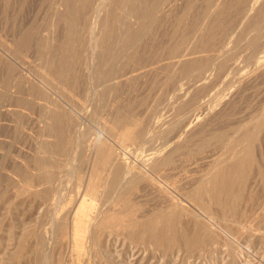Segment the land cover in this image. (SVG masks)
Masks as SVG:
<instances>
[{
	"label": "rangeland",
	"instance_id": "rangeland-1",
	"mask_svg": "<svg viewBox=\"0 0 264 264\" xmlns=\"http://www.w3.org/2000/svg\"><path fill=\"white\" fill-rule=\"evenodd\" d=\"M216 1L166 0L164 2L163 0H104L103 3L106 2V4H103L102 0H0V264H259V262L260 264H264V212L262 211L264 209V198L262 199L261 197L264 193V191L262 193V190H264V127H262L264 126V119H261L264 118V68H262V65L257 64L258 54H256L260 52L259 49H261V51L264 50V43H262V41H264V30H262L261 33V29H259L262 27V29H264V0H261L257 6L254 5V0L253 2L252 0ZM142 2H144V4ZM169 3H171V5L173 4V6ZM100 4H103L104 8H102L103 5L100 6ZM83 5L84 7H82ZM149 5L152 6L150 7ZM260 6L262 7L259 8ZM93 8L94 10H92ZM169 8H171V11ZM257 8L260 11L257 10ZM95 9H100L101 13ZM143 9L146 10L142 11ZM168 9L170 12L167 11ZM92 11L94 13L96 11V16ZM250 11H252L251 15H249ZM97 12L100 13L99 16H97ZM259 13H261L262 17ZM87 14L88 16H86ZM93 14L96 18L94 16L92 17ZM141 15L143 16L142 19L140 18ZM258 15L261 18L260 20H258ZM88 17L97 19L96 21L98 22L96 23L94 19L92 21V19ZM97 17H100V20H98ZM254 17L258 19L255 20ZM139 18L145 22H142ZM257 21L258 24H260L259 26L256 23ZM228 22L229 24H227ZM95 23L97 25H95ZM143 23L145 24L143 25ZM248 23L251 26H249ZM91 27L93 29H91ZM204 29L205 31H202ZM101 34L105 38H103ZM92 35L95 38H93ZM109 35L111 36L110 39ZM91 37L93 39H90ZM106 37L109 43L106 41ZM95 39H97V42H92ZM90 41L92 42L91 46L89 45L91 44ZM102 44L104 47L100 46ZM187 48L189 49L187 50ZM93 52L95 53L94 58L91 57L92 54H94ZM92 58L94 61H92ZM252 60L254 62H252ZM197 62L199 63L197 64ZM190 65H192L191 68ZM196 65L199 66L197 67ZM231 65L234 66L232 67ZM188 68L192 69L191 71L193 72ZM257 71L263 75H258ZM195 72L196 74H194ZM253 72H256L255 75H252L254 74ZM201 76L204 78L206 77V79ZM249 76L254 81L251 80ZM244 79L247 81H244ZM245 86H247V88ZM191 87H193V89ZM185 92H187L188 95ZM182 95L184 96L183 99L181 98ZM204 100L209 101L206 102V104L209 103L207 107L205 106ZM219 101L224 102L219 103ZM224 103L226 105H222ZM232 103L234 104L232 105ZM203 104L204 108H207H205V112H203L204 108H201ZM196 108L197 110H195ZM198 110L201 112L198 114L201 115L203 121L200 119L199 123H197L198 126L193 124L192 129L199 131V134L205 131L207 136L205 137L203 133H201L203 135L200 134L201 136H198V133L193 130L189 132V135L195 132L196 136H198L195 139L197 140L199 138L200 142H205L204 145L200 143L201 147L199 146V148L201 149H198L197 146L199 142L194 140L193 137H195V135L193 133L191 136L184 134V138L182 135L183 140L186 142L184 143L182 140L179 144H181V147L183 145V147L181 148L179 145H175L177 146V148H175L172 146V140L178 135V133L177 135L175 134L179 132L177 129L182 130L183 125L185 126V120L194 119ZM183 112L184 116L182 117L181 114H183ZM208 112L211 115L215 113L217 116H209ZM189 113H193L194 116L193 114H191V116L187 115ZM259 116L263 117L260 118ZM210 117L214 118L211 119ZM257 118L261 119L259 123H256L258 120ZM178 121L181 122L178 124ZM204 121L207 122L205 123ZM122 122L124 123L123 125H121ZM128 122L129 125L127 124ZM200 124L204 126H200ZM116 125L120 127L116 128ZM180 125L181 128H179ZM65 126L67 127L65 128ZM195 126L197 129H195ZM256 126L257 128L254 129ZM113 127L116 129H113ZM234 127H236V129ZM169 128L172 129L168 130ZM161 129H163V131ZM222 130L223 132H221ZM138 131L142 133L139 132V134ZM164 131H166L167 135ZM244 131L246 132L245 134L250 133V135L247 134V137L243 136ZM181 132L182 131H180L179 134H181ZM235 132L241 134L237 136L238 134ZM210 133L214 135H211V137ZM171 135L174 137L171 138ZM186 136H188V138ZM225 136L228 138H225ZM240 136L245 138L243 139L241 137V139H239ZM249 136L251 139L248 138ZM100 137L102 140L99 142L100 144H97V140ZM109 137L110 139H108ZM123 137L125 140H123ZM190 137L196 142L197 149L194 147L196 144L189 139ZM201 137H203L204 140L203 138L201 139ZM111 138L114 140L112 141ZM208 138L212 141L210 142ZM237 139L240 141H237ZM247 139L249 140L247 141ZM206 140L208 142H206ZM231 140L236 141L240 146H236L237 143H233V145ZM189 141L193 143L192 146ZM229 141L230 143L228 144ZM241 141L244 144L241 143ZM188 142L190 143V147ZM214 142L218 143L215 144ZM185 144H187L188 147H186ZM221 144L224 145L222 146ZM208 145H210V147ZM229 145L233 146L231 147ZM245 145L246 147L244 149ZM254 145L256 147H254ZM102 146L107 147L104 149ZM202 146L207 147L202 148ZM234 146L237 148L233 153L232 149L235 148ZM250 146L255 154L250 149ZM99 147L103 150H99ZM110 147H112L111 151ZM163 147L167 149L168 153L163 154ZM170 147L174 149L173 151L176 154H173L172 149L169 151ZM224 148H228L227 152ZM242 148L243 152L241 150ZM246 148L250 151L251 157L252 155L253 157L251 158L252 162H249V164H251L249 165L247 163L244 168L247 174L249 173V176L246 174V177H244L245 179H240L236 171L233 172L232 164H236L238 160H241L239 158H242L244 155L246 156L245 153L249 152ZM256 148L257 150H255ZM176 149H178L180 153ZM190 149H195L194 152L196 150H200V152L203 150V152H201L200 155V153L197 154L199 151L193 153ZM229 149H231L232 156H235L234 159V156L232 157L231 153H229ZM98 150L101 151L99 154ZM207 150L208 152L210 150L212 152L210 151L209 154ZM184 151H187L186 154L188 153L187 158L184 156L186 154H184L183 157L181 156V152L185 153ZM123 152L128 154V156L124 155ZM150 152H155L158 155L160 153L156 160V162L159 163L162 162L160 159L166 157L170 158V156L173 157L172 155L175 157L177 156L176 159L174 157L170 159L172 163H174V167L170 164V161L169 164L171 166L168 164L169 167H167V164L162 165L160 163V166H157L156 170L153 171V169L148 166L150 162H147L149 161L147 159L150 156L148 154H151ZM170 152H172V154L167 155ZM238 152L242 154L240 155ZM104 153L118 155V157L124 160L126 166L134 171V175L130 179H127L124 185L121 186L119 184L124 181L123 172L125 166L116 164L111 167V165L107 164L108 168H105L107 165H103L102 163L104 160ZM212 153H219L218 156L222 155V158ZM236 153L237 156L239 154L237 158L235 155ZM190 154L191 156L195 154L193 156L196 160L191 158ZM223 154H225L224 157ZM74 155L76 157H74ZM100 155H102V159ZM245 156L243 158H245ZM124 157L127 160H125ZM178 157H182L181 163H176V161L180 162ZM205 157L207 159L211 157L212 160L210 159L208 162ZM197 158H199L200 164H198ZM213 158L216 159L214 160ZM227 158L231 159L228 160ZM183 159H185L186 162H184ZM187 159L190 162L194 160L196 163L192 162L190 164ZM97 160H100L99 164H102L101 167L99 164L97 165ZM213 160L214 162L212 163L211 161ZM218 160L222 161L219 168L218 163L220 162H218ZM203 161H205V164ZM253 161L255 164H253ZM259 161H261V164L257 163ZM142 162H144V164ZM223 162L226 164L224 165ZM93 163H95V166L97 165L94 171L92 170ZM181 164H183L184 167ZM200 165L203 167L201 168ZM207 165L209 167H206ZM251 165H253L254 168ZM260 166H262V168ZM122 167H124V170ZM166 167L167 169L170 168L171 171L170 169L166 170ZM194 167L195 169H193ZM211 167H213V169ZM246 167L248 168L247 170ZM98 168L99 171L97 170ZM100 168H104V172ZM146 168L152 169V172H150L151 174L148 173L147 176L145 174ZM173 168H175L174 173H171L173 172ZM181 168L184 170V173H182L183 171ZM184 168H186V170ZM187 168H189V170ZM230 168H232V170ZM219 169L221 172H225L227 169L226 174L229 173L228 179L231 180H228L227 184L231 183L232 186L238 184L237 186L235 185L237 188H235V186L232 187L230 184L231 187L229 188L230 190H228L230 193L228 194L227 191L228 197L231 195L235 196H231L230 198H236V201L226 198L227 194H225V197L222 194L220 197H224V200H221L222 198L214 199L208 190L205 193L206 187L208 188V186H211L210 180L213 179L212 177L221 173ZM179 170H181V173ZM213 170L216 174H214L215 172ZM92 171L93 176L91 175ZM158 171H160V174ZM168 171H170L169 173L172 175L169 174ZM186 171H189L190 174L188 172V175ZM192 171L193 173L196 172L197 175L201 172L203 174L198 175L196 178V173L192 175ZM185 173L187 178L184 176ZM230 173H232V175ZM209 174H211L210 177ZM229 175L237 176L238 180H236L238 182L233 180L236 177L233 178ZM259 175L262 176L260 177ZM182 176L187 180H181L183 179ZM188 176H193L191 177L193 181H191ZM103 177L106 178L104 179ZM199 177L202 179L199 180ZM250 177H253V179ZM93 179L96 180L94 181ZM175 180L177 183H174L176 182ZM235 181L237 183H235ZM251 181L253 182L251 183ZM151 182L152 184H150ZM196 182L201 183L199 185V183ZM207 182L208 186L206 185ZM154 183H156V186ZM178 183L181 185L176 187L177 185L175 184ZM189 183L194 185H190ZM240 183V187H244L248 194L245 193V191H241L244 190V188L240 189V187H238ZM90 184L94 186V189ZM149 184L153 189L149 187ZM201 184L204 185L202 189L201 187L203 185ZM171 185L174 186L172 187ZM164 186L166 188H164ZM98 187L101 188L99 189ZM181 187L186 190H182ZM172 188L175 189V191ZM190 188L191 190L188 191ZM198 188L204 190L203 192L206 194L203 193V195L207 197H203V199L208 201L207 204L209 203L208 206L206 205L207 211L204 206H202L203 208L199 207V203L196 201V198L199 196L198 192H201ZM95 189L97 192H95ZM232 189L233 191H231ZM235 189L236 191L234 192ZM259 189H261V192L259 191L258 193ZM98 190H100V192ZM151 190L153 191L151 192ZM155 190H157L156 193ZM239 190L241 192H239ZM93 191L94 193H92ZM179 191L184 192L185 195H183V193L181 194L189 199L181 196ZM189 192H191L192 196L188 194ZM238 193L242 194L241 197ZM250 194L252 195L251 199L254 201L251 203ZM166 195L168 199L165 198ZM255 195L260 199L258 198V200ZM129 196L131 200L128 199ZM178 196L180 198H178ZM238 196L241 200L238 199ZM242 196H244V199ZM254 198H256L257 201L254 200ZM218 200H220L219 205H216ZM120 201L124 204L126 202L128 203L123 205ZM167 201L174 202L169 204ZM231 201L232 203L230 204ZM256 202L258 205H262L263 208H260ZM84 203H86L85 208H83ZM213 203L216 206H214ZM254 203L257 206L253 205ZM166 204H172V206H170L172 208L169 209ZM221 204L222 207L220 206ZM228 204L230 205L229 207ZM127 205L129 207H126ZM219 206L220 209H223L218 210ZM223 206H227L228 208ZM256 207L261 211L259 212ZM109 208L114 211H111ZM201 209L205 210L201 211ZM229 209H232L231 212ZM237 209L239 210L238 213H236ZM242 209L245 210L242 211ZM106 210H110V212L107 211L109 212L108 215L105 213ZM126 210L128 212L124 213ZM251 210L254 212L256 211V213L258 212V216L263 215L258 217L257 214L252 211L254 214L253 216ZM208 211L210 212L208 213ZM100 212H102L101 215H99ZM160 212L161 215L159 214ZM78 213L81 214L82 220L76 224L74 220ZM103 213H105V216ZM120 214L122 215L120 216ZM169 215L172 217V221L174 220L175 222H171L174 227L170 224L171 229L168 230L171 231H167L168 235L170 234V241L173 239V243L170 245L167 241L153 239L150 230L152 223L154 222L153 225L156 223V217H168ZM223 215L226 219L222 217ZM242 215L243 217H241ZM247 215L250 217L251 222ZM99 216L100 218H98ZM174 217H176V219ZM260 217H262L263 220L260 219ZM152 219L154 220L152 221ZM177 219L179 220V222H177L178 225L176 224ZM245 219L247 220L242 221ZM235 220L239 221L237 222ZM260 220H262L261 222L263 224ZM255 221L256 223H254ZM147 222H149L148 225ZM176 225V231L178 234L181 232L180 234L182 237L180 234L177 235L174 230ZM258 225L261 227H258ZM249 226L255 230L251 229ZM77 227L79 229L78 234H76ZM247 227H249V229H247ZM145 228H147V231L143 233L146 230ZM159 228H161L160 224H158V229ZM186 228L189 231L185 230ZM195 229H198V233ZM215 229L216 232L218 230L220 232L218 231L216 233ZM250 229L253 230V232H250ZM141 233H143V235ZM174 233L176 236H173ZM202 234L204 237L209 236L207 241L205 240L203 242L199 241L200 239L198 240L197 236L200 237ZM190 235L192 236L191 238ZM178 236L180 240L183 238L182 240L184 241H179ZM178 245L180 247H178ZM209 245L211 246L210 248ZM208 248L211 250L209 251ZM259 250L262 253L259 252ZM213 258L214 260H212ZM196 261H198V263Z\"/></svg>",
	"mask_w": 264,
	"mask_h": 264
},
{
	"label": "bare ground",
	"instance_id": "bare-ground-1",
	"mask_svg": "<svg viewBox=\"0 0 264 264\" xmlns=\"http://www.w3.org/2000/svg\"><path fill=\"white\" fill-rule=\"evenodd\" d=\"M61 1H62V0H61ZM73 1H74V0H73ZM78 1H79V0H78ZM112 1H113V0H112ZM122 1H123V0H122ZM163 1L165 2L166 0H163ZM170 1H171V0H170ZM188 1H189V0H188ZM194 1H195V0H194ZM215 1H216V0H215ZM228 1H229V0H228ZM260 1H261V0H254V5L257 6V4H258ZM103 2H104V0H102V3H103ZM168 2H169V1H168ZM172 2H173V1H172ZM192 2H193V1H192ZM203 2H204V1H203ZM216 2H217V1H216ZM252 2H253V0H252ZM84 3H85V2H84ZM94 3H95V2H94ZM97 3H99V2H97ZM97 3H96V4H97ZM142 3L144 4V2H142ZM173 3H174V2H173ZM188 3H189V2H188ZM243 3H244V2H243ZM58 4H59V3H58ZM60 4H61V3H60ZM103 4H106V2L103 3ZM103 4H100V6H102ZM169 4L171 5V3H169ZM169 4H167V5H169ZM250 4H251V3H250ZM61 5H62V4H61ZM98 5H99V4H98ZM98 5H97V7H98ZM145 5H146V4H145ZM163 5H164V3H163ZM170 5H169V6H170ZM205 5H206V4H205ZM214 5H215V4H214ZM230 5H231V4H230ZM239 5H240V4H239ZM91 6H92V5H91ZM91 6H90V7H91ZM113 6H114V5H113ZM116 6H117V5H116ZM149 6H150V5H149ZM151 6H152V5H151ZM151 6H150V7H151ZM171 6H173V4H172ZM171 6H170V7H171ZM178 6H179V5H178ZM199 6H200V5H199ZM220 6H221V5H220ZM249 6H250V5H249ZM249 6H248V7H249ZM262 6H263V5H262ZM262 6H260L259 8H261ZM70 7H71V6H70ZM70 7H69V9H70ZM82 7H84V5H83ZM94 7H95V6H94ZM139 7H140V6H139ZM143 7H144V6H143ZM150 7H149V8H150ZM174 7H175V6H174ZM221 7H222V6H221ZM254 7H255V6H254ZM254 7H253V8H254ZM102 8H104V5L102 6ZM102 8H100V9H102ZM118 8H119V7H118ZM146 8H147V7H146ZM154 8H155V7H154ZM167 8H168V7H167ZM167 8H166V9H167ZM172 8H173V7H172ZM176 8H177V7H176ZM202 8H203V7H202ZM227 8H228V7H227ZM255 8H256V7H255ZM100 9H99V10H96V9H95V10L100 12ZM141 9H142V8H141ZM166 9H165V10H166ZM169 9H170V11H171V8H169ZM169 9H168L167 11H169ZM232 9H233V8H232ZM92 10H94V8H93ZM106 10H107V9H106ZM121 10H122V9H121ZM145 10H146V9H145ZM145 10L143 9L142 11H145ZM165 10H164V11H165ZM209 10H210V9H209ZM244 10H245V9H244ZM252 10H253V9H252ZM257 10H259V9L257 8ZM263 10H264V6H263ZM68 11H71V10H68ZM96 11H95V13H96ZM153 11H154V10H153ZM167 11H166V12H167ZM170 11H169V12H170ZM194 11H195V10H194ZM222 11H223V10H222ZM234 11H235V10H234ZM239 11H240V10H239ZM259 11H260V10H259ZM72 12H73V11H72ZM85 12H86V11H85ZM99 12H97V16H99V14L101 13V12H100V13H99ZM226 12H227V11H226ZM251 12H252V11H250V14H249V15H251ZM261 12H262V11H261ZM263 12H264V11H263ZM263 12H262V13H263ZM92 13H94V12L92 11ZM95 13H94V14H95ZM164 13H165V12H164ZM198 13H199V12H198ZM200 13H201V12H200ZM213 13H214V12H213ZM233 13H234V12H233ZM256 13H258V12H256ZM78 14H80V13H78ZM89 14H91V13H89ZM94 14L92 15V17L94 16ZM143 14H146V13H143ZM165 14H166V13H165ZM169 14H170V13H169ZM216 14H217V13H216ZM166 15H168V14H166ZM201 15H202V14H201ZM218 15H219V14H218ZM220 15H221V14H220ZM256 15H257V14H256ZM259 15L261 16V13H259ZM259 15L257 16L259 19L254 17L255 20H256V19H258V20L261 19V18L259 17ZM86 16H88V14H87ZM86 16H85V17H86ZM90 16H91V15H90ZM95 16H96V14H95ZM95 16H94V17H95ZM135 16H136V15H135ZM141 16H142V15H141ZM141 16H140V18L142 19L143 16H142V17H141ZM205 16H206V15H205ZM227 16H228V15H227ZM254 16H255V15H254ZM146 17H147V16H146ZM159 17H160V16H159ZM167 17H168V16H167ZM185 17H186V15H185ZM261 17H262V16H261ZM88 18H89V19H92L91 17H88ZM95 18H96V17H95ZM97 18H98V20H100V19H99L100 17H97ZM136 18H137V17H136ZM140 18H139V19H140ZM144 18H145V17H144ZM231 18H232V17H231ZM254 18H253V19H254ZM60 19H61V18H60ZM93 19H94V18H93ZM93 19H92V21H93ZM141 19H140V20H141ZM247 19H248V18H247ZM262 19H263V18H262ZM94 20L96 21L97 19H94ZM215 20H216V19H215ZM248 20H249V19H248ZM255 20H254V21H255ZM89 21H90V20H89ZM89 21H88V22H89ZM141 21H142V20H141ZM143 21H144V20H143ZM143 21H142V22H143ZM171 21H172V20H171ZM173 21H174V20H173ZM185 21H186V20H185ZM233 21H234V19H233ZM235 21H236V20H235ZM97 22H98V21H96V23H97ZM144 22H145V21H144ZM186 22H187V21H186ZM189 22H190V21H189ZM216 22H217V21H216ZM219 22H220V21H219ZM249 22H250V21H249ZM252 22H253V21H252ZM262 22H263V21H262ZM262 22H260V23H262ZM91 23H92V22H91ZM96 23H95V25H97ZM118 23H119V22H118ZM172 23H173V22H172ZM178 23H179V22H178ZM253 23H255V22H253ZM256 23L258 24V21H257ZM263 23H264V22H263ZM89 24H90V23H89ZM92 24H93V23H92ZM92 24H91V25H92ZM144 24H145V23H143V25H144ZM180 24H181V23H180ZM191 24H192V23H191ZM213 24H214V23H213ZM227 24H229V22H228ZM242 24H243V23H242ZM250 24H251V23H250ZM126 25H127V24H126ZM160 25H161V24H160ZM162 25H163V24H162ZM197 25H198V22H197ZM218 25H219V24H218ZM218 25H217V26H218ZM231 25H232V24H231ZM233 25H234V24H233ZM237 25H238V24H237ZM248 25H249V23H248ZM259 25H260V24H258V26H259ZM66 26H67V25H66ZM93 26H94V25H93ZM93 26H92V27H93ZM157 26H158V25H157ZM168 26H169V25H168ZM184 26H185V25H184ZM234 26H235V25H234ZM249 26H251V25H249ZM79 27H80V26H79ZM92 27H91V29H93L95 26H94L93 28H92ZM106 27H107V26H106ZM235 27H236V26H235ZM89 28H90V25H89ZM96 28H97V27H96ZM111 28H112V27H111ZM155 28H156V27H155ZM181 28H182V27H181ZM198 28H199V27H198ZM251 28H252V27H251ZM258 28H259V27H258ZM262 28H263V27H262ZM262 28H259V29H261V33H262V30H264V29H262ZM75 29H76V28H75ZM94 29H95V28H94ZM228 29H229V28H228ZM230 29H231V28H230ZM232 29H233V28H232ZM234 29H235V28H234ZM249 29H250V27H249ZM68 30H69V29H68ZM87 30H88V29H87ZM96 30H97V29H96ZM177 30H178V29H177ZM177 30H176V31H177ZM189 30H190V29H189ZM76 31H77V30H76ZM89 31H90V29H89ZM176 31H175V32H176ZM202 31H205V29L202 30ZM223 31H224V29H223ZM230 31H231V30H230ZM230 31H229V32H230ZM236 31H237V30H236ZM95 32H96V31H95ZM111 32H112V31H111ZM182 32H183V31H182ZM189 32H192V31H189ZM189 32H188V33H189ZM193 32H194V31H193ZM233 32H234V31H233ZM70 33H71V32H70ZM75 33H76V32H75ZM87 33H90V32H87ZM91 33H92V32H91ZM93 33H94V31H93ZM93 33H92V34H93ZM100 33H101V32H100ZM184 33H185V32H184ZM202 33H203V32H202ZM215 33H216V32H215ZM250 33H251V32H250ZM164 34H165V33H164ZM168 34H169V32H168ZM110 35H111V34H110ZM110 35H109V39H110V37H111ZM229 35H230V33H229ZM94 36H95V35H94ZM96 36H97V35H96ZM101 36H102V34H101ZM101 36H100V37H101ZM112 36H113V35H112ZM184 36H185V34H184ZM200 36H201V35H200ZM220 36H221V35H220ZM223 36H224V35H223ZM232 36H233V35H232ZM92 37H93V35H92ZM92 37H91L90 39L95 38V37H93V38H92ZM102 37H103V36H102ZM102 37H101V39L103 40V38H105V37H103V38H102ZM127 37H128V35H127ZM129 37H130V36H129ZM154 37H155V36H154ZM185 37H186V36H185ZM185 37H184V38H185ZM197 37H198V36H197ZM217 37H218V35H217ZM229 37H231V36H229ZM248 37H249V35H248ZM76 38H77V37H76ZM171 38H172V37H171ZM173 38H174V37H173ZM179 38H180V37H179ZM198 38H199V37H198ZM202 38H203V37H202ZM221 38H222V37H221ZM223 38H224V37H223ZM242 38H243V37H242ZM106 39H107V37H106ZM125 39H126V37H125ZM154 39H155V38H154ZM168 39H169V38H168ZM185 39H186V38H185ZM212 39H213V38H212ZM228 39H229V38H228ZM250 39H252V38H250ZM102 40H101V42H102ZM206 40H207V39H206ZM254 40H255V39H254ZM25 41H26V40H25ZM69 41H70V40H69ZM69 41H68V42H69ZM94 41L97 42V39L93 40L92 42H94ZM103 41H104V40H103ZM106 41L108 42L109 40L107 39ZM145 41H146V40H145ZM196 41H197V40H196ZM17 42H18V41H17ZM92 42L90 41V43H91V44H89L90 46L92 45ZM146 42H147V41H146ZM197 42H198V41H197ZM103 43H104V42H103ZM108 43H109V42H108ZM152 43H153V42H152ZM203 43H204V42H203ZM250 43H251V42H250ZM250 43H249V44H250ZM262 43H264V41H262ZM97 44H98V43H97ZM97 44H96V46H97ZM100 44H101V43H100ZM146 44H147V43H146ZM157 44H158V43H157ZM209 44H210V42H209ZM211 44H212V43H211ZM249 44H248V45H249ZM84 45H85V44H84ZM107 45H108V44H107ZM107 45H106V47H107ZM68 46H69V45H68ZM72 46H73V45H72ZM90 46H89V47H90ZM100 46H103V47H104L103 44L100 45ZM100 46H99V47H100ZM158 46H159V45H158ZM143 47H144V46H143ZM173 47H174V46H173ZM256 47H257V46H256ZM37 48H38V47H37ZM97 48H98V47H97ZM100 48H102V47H100ZM100 48H98V49H100ZM251 48H252V47H251ZM94 49H95V48H94ZM98 49H97V50H98ZM142 49H143V48H142ZM148 49H149V48H148ZM152 49H153V48H152ZM161 49H162V48H161ZM171 49H172V48H171ZM188 49H189V48H187V50H188ZM252 49H253V48H252ZM256 49H257V48H256ZM72 50H73V49H72ZM100 50H101V49H100ZM164 50H165V48H164ZM225 50H226V49H225ZM253 50H254V49H253ZM257 50H258V49H257ZM259 50H260V52H259V53H256V54H258V57H257V64H258V65H262V66H263L262 68H264V65H263V64H264V50H262V51H261V49H259ZM91 51H93V50H91ZM101 51H102V50H101ZM101 51H100V52H101ZM150 51H151V50H150ZM185 51H186V50H185ZM194 51H195V50H194ZM251 51H252V50H251ZM95 52H96V51H95ZM186 52H187V51H186ZM186 52H185V53H186ZM188 52H189V51H188ZM217 52H218V51H217ZM224 52H225V51H224ZM79 53H80V52H79ZM87 53H88V52H87ZM93 53H94V52H93ZM153 53H154V52H153ZM163 53H164V52H163ZM250 53H251V52H250ZM91 54H92V53H91ZM104 54H105V53H104ZM183 54H184V51H183ZM8 55H9V54H8ZM93 55H94V56H93ZM190 55H191V54H190ZM9 56H10V55H9ZM67 56H68V55H67ZM103 56H104V55H103ZM138 56H139V55H138ZM197 56H199V55H197ZM254 56H255V55H254ZM254 56H253V57H254ZM56 57H57V56H56ZM91 57L94 58V57H95V53L92 54ZM182 57H184V56H182ZM182 57H181V59H182ZM186 57H188V56H186ZM195 57H196V56H195ZM195 57H194V58H195ZM204 57H205V56H204ZM236 57H237V56H236ZM251 57H252V56H251ZM93 58H92V61H94ZM96 58H97V57H96ZM188 58H189V57H188ZM188 58H187V59H188ZM233 58H234V57H233ZM52 59H53V58H52ZM178 59H179V58H178ZM190 59H191V58H190ZM156 60H157V59H156ZM184 60H185V59H184ZM203 60H204V59H203ZM207 60H208V59H207ZM213 60H214V59H213ZM157 61H158V60H157ZM174 61H175V60H174ZM182 61H183V60H182ZM185 61H186V60H185ZM185 61H183V62H185ZM196 61H197V60H196ZM196 61H195V62H196ZM229 61H230V60H229ZM200 62H201V61H200ZM252 62H254V61L252 60ZM54 63H55V62H54ZM94 63H95V62H94ZM170 63H171V62H170ZM173 63H174V62H173ZM178 63H179V62H178ZM191 63H192V62H191ZM198 63H199V62H197V64H198ZM235 63H236V62H235ZM238 63H239V62H238ZM84 64H85V63H84ZM92 64H93V63H92ZM159 64H160V63H159ZM183 64H184V63H183ZM192 64H193V63H192ZM195 64H196V63H195ZM255 64H256V63H255ZM56 65H57V64H56ZM199 65H200V64H199ZM199 65H198V66H199ZM235 65H237V64H235ZM53 66H54V65H53ZM172 66H173V65H172ZM196 66H197V65H196ZM196 66H195V67H196ZM198 66H197V67H198ZM231 66H232V65H231ZM231 66H230V67H231ZM233 66H234V65H233ZM233 66H232V67H233ZM163 67H164V66H163ZM191 67H192V65H190V68H191ZM193 67H194V66H193ZM197 67H196V68H197ZM203 67H204V66H203ZM254 67H256V66H254ZM47 68H48V67H47ZM92 68H93V67H92ZM190 68H188V69H190ZM256 68H257V67H256ZM197 69H198V68H197ZM197 69H196V71H197ZM224 69H225V68H224ZM229 69H230V68H229ZM231 69H232V68H231ZM258 69H259V68H258ZM260 69H261V68H260ZM191 70H192V69H190V71H191ZM193 70H195V69H193ZM198 70H199V69H198ZM202 70H203V69H202ZM256 70H257V69H256ZM171 71H172V70H171ZM261 71H262V70H261ZM191 72H193V71H191ZM197 72H198V71H197ZM199 72H200V71H199ZM213 72H214V71H213ZM258 72H259V71H257V74H258V75L260 74V76H262V75L264 74V73L262 74V73H258ZM50 73H51V72H50ZM92 73H93V72H92ZM169 73H170V72H169ZM253 73H254V72H253ZM255 73H256V72H255ZM255 73H254V74L251 73V74H252V75H255ZM194 74H196V72H195ZM261 74H262V75H261ZM57 75H58V74H57ZM90 75H91V74H90ZM186 75H187V74H186ZM189 75H190V74H189ZM192 76H193V75H192ZM195 76H196V75H195ZM203 76H204V75H203ZM256 76H257V75H256ZM174 77H175V76H174ZM188 77H189V76H188ZM201 77H202V76H201ZM249 77H250V76H249ZM253 77H254V76H253ZM202 78H204V77H202ZM247 78H248V77H247ZM256 78H257V77H256ZM204 79H206V77H205ZM245 79H246V78H245ZM245 79H244V81H247V80H245ZM250 79H251V77H250ZM259 79H260V78H259ZM60 80H61V79H60ZM181 80H182V79H181ZM251 80H253V79H251ZM251 80H250V81H251ZM117 81H118V80H117ZM203 81H204V80H203ZM203 81H202V82H203ZM253 81H254V80H253ZM90 82H91V81H90ZM174 82H175V81H174ZM207 82H208V81H207ZM113 83H114V82H113ZM187 83H188V82H187ZM212 83H213V82H212ZM218 83H219V82H218ZM251 83H252V82H251ZM197 84H198V83H197ZM197 84H196V85H197ZM200 84H201V82H200ZM203 84H204V82H203ZM205 84H206V83H205ZM245 84H246V83H245ZM247 84H248V83H247ZM177 85H178V84H177ZM191 86H192V85H191ZM197 86H198V85H197ZM238 86H239V85H238ZM242 86H243V85H242ZM194 87H196V86H194ZM245 87L247 88V86H245ZM171 88H173V87H171ZM180 88H181V87H180ZM191 88L193 89V87H191ZM238 88H239V87H238ZM118 89H119V88H118ZM198 89H200V88H198ZM235 89H236V88H235ZM239 90H240V89H239ZM180 91H181V90H180ZM196 91H197V90H196ZM236 91H237V90H236ZM244 91H245V90H244ZM95 92H96V91H95ZM181 92H182V91H181ZM187 92H188V91H187ZM187 92H185V93H187ZM185 93H184V94H185ZM233 93H234V92H233ZM182 94H183V93H182ZM231 94H232V93H231ZM238 94H239V93H238ZM176 95H177V94H176ZM178 95H179V94H178ZM187 95H188V93H187ZM194 95H195V94H194ZM220 95H221V94H220ZM239 95H240V94H239ZM221 96H222V95H221ZM223 96H224V95H223ZM231 96H233V95H231ZM242 96H243V95H242ZM185 97H186V96H185ZM181 98L183 99L184 96L182 95ZM216 98H217V97H216ZM242 98H243V97H242ZM179 99H180V97H179ZM179 99H178V100H179ZM214 99H215V98H214ZM223 99H224V98H223ZM227 99H228V98H227ZM196 100H197V99H196ZM196 100H195V101H196ZM212 100H213V99H212ZM212 100H211V101H212ZM225 100H226V97H225ZM236 100H237V99H236ZM176 101H177V100H176ZM176 101H175V102H176ZM185 101H186V100H185ZM199 102H200V101H199ZM204 102H205V106L207 107V104H209V103L206 104V102H209V101H207V100L205 101V100H204ZM223 102H224V101H223ZM223 102H220V101H219V103H223ZM177 103H178V102H177ZM191 103H192V102H191ZM201 103H203V102H201ZM225 103H226V101H225ZM225 103L222 104V105H226ZM228 103H229V102H228ZM178 104H179V103H178ZM186 104H187V103H186ZM193 104H194V103H193ZM193 104H191V105H193ZM199 104H200V103H199ZM233 104H234V103H232V105H233ZM175 105H176V104H175ZM200 105H201V104H200ZM200 105H198V106H200ZM228 105H229V104H228ZM193 106H196V105H193ZM198 106H197V107H198ZM213 106H215V105H213ZM190 107H191V106H190ZM200 107H201V106H200ZM206 107H205V108H206ZM221 107H222V106H221ZM227 107H228V106H227ZM198 108H199V107H198ZM201 108H204V104H203V106H202ZM205 108H204V111H203V112L206 111L207 108H206V109H205ZM212 108H213V107H212ZM216 108H217V107H216ZM222 108H224V107H222ZM222 108H221V109H222ZM119 110H120V109H119ZM195 110H197V108H196ZM199 110H201V109H199ZM199 110L196 112L197 114L194 112V113L196 114L195 116H194L193 113H191V114H193L194 119H192V120L190 119V120H189V119L187 118L188 121L185 120V126L183 125L182 130H181V129H180V130L177 129L179 132H180V131H182V132H181V134H179V132H176V133H175L176 135H177V133H178V135L174 138V140H172V141H173L172 146H174L175 148H177V146L179 145V147H181V146H180L181 144H179V143L183 140V138H184V134H185V135L188 134V136H191V134L194 133V135H195V137H193L194 140H196L195 138L198 137L201 133H203L205 137L207 136V134H205L206 132H205L204 130H203L204 132H200V134H199V133H198L199 131H195L194 129H192V128H193V124H194V125H195V124L197 125V123H199V121H200V119H201V115L198 114V113H201V112H199ZM202 110H203V109H202ZM215 110H216V109H215ZM215 110H214V111H215ZM217 110H218V109H217ZM234 110H235V109H234ZM120 111H122V110H120ZM186 111H187V110H186ZM211 111H213V110H211ZM11 112H12V111H11ZM13 112H14V111H13ZM192 112H193V111H192ZM203 112H202V114H203ZM227 112H228V111H227ZM251 112H252V111H251ZM118 113H119V112H118ZM126 113H127V112H126ZM218 113H219V112H218ZM222 113H223V111H222ZM230 113H231V112H230ZM263 113H264V112H263ZM64 114H65V113H64ZM191 114L189 113V114H187V115H190V116H191ZM204 114H205V113H204ZM208 114H209V112H208ZM208 114H207V115H208ZM181 115H182V117H183V116H184V112H183V114H181ZM210 115H211V114H209V116H210ZM212 115H213V113H212ZM212 115H211V116H212ZM214 115H216V114L214 113ZM214 115H213V116H214ZM226 115H227V114H226ZM236 115H237V114H236ZM259 115H260V114H259ZM190 116H189V117H190ZM205 116H206V114H205ZM216 116H217V115H216ZM216 116H215V117H216ZM224 116H225V115H224ZM228 116H229V115H228ZM248 116H250V115H248ZM52 117H53V116H52ZM182 117H181V118H182ZM203 117H204V116H203ZM203 117H202V118H203ZM234 117H235V114H234ZM259 117H260V116H259ZM261 117H263V116H261ZM261 117H260V118H261ZM54 118H55V116H54ZM117 118H118V117H117ZM164 118H165V117H164ZM210 118H211V117H210ZM213 118H214V117H212L211 119H213ZM231 118H232V117H231ZM247 118H248V117H247ZM110 119H111V118H110ZM184 119H185V118H184ZM184 119H182V120H184ZM205 119H206V117H205ZM211 119H210V120H211ZM223 119H224V118H223ZM257 119H258V118H257ZM261 119H264V118H261ZM261 119H258V120L256 121V123H259V120H261ZM118 120H119V119H118ZM182 120H181V121H182ZM201 120L203 121V119H201ZM206 120H207V119H206ZM210 120H209V121H210ZM214 120H215V119H214ZM219 120H220V119H219ZM235 120H236V119H235ZM239 120H241V119H239ZM239 120H238V121H239ZM73 121H74V120H73ZM114 121H115V120H114ZM120 121H121V120H120ZM158 121H159V120H158ZM160 121H161V120H160ZM163 121H164V120H163ZM163 121H162V122H163ZM181 121H178V124H179V122H181ZM202 121H201V122H202ZM209 121H208V123H209ZM245 121H248V120H245ZM55 122H56V121H55ZM66 122H67V121H66ZM194 122H196V123H194ZM204 122H205V121H204ZM206 122H207V121H206ZM206 122H205V123H206ZM216 122H217V121H216ZM223 122H224V121H223ZM230 122H231V121H230ZM236 122H237V121H236ZM263 122H264V121H263ZM108 123H109V122H108ZM160 123H161V122H160ZM172 123H173V122H172ZM211 123H212V121H211ZM240 123H241V122H240ZM242 123H243V122H242ZM260 123H261V122H260ZM62 124H63V123H62ZM120 124H121V123H120ZM123 124H124V123L122 122L121 125H123ZM127 124L129 125V122H128ZM150 124H151V123H150ZM176 124H177V123H176ZM176 124H175V125H176ZM209 124H210V123H209ZM213 124H214V123H213ZM233 124H234V123H233ZM59 125H60V124H59ZM106 125H107V124H106ZM113 125H114V123H113ZM131 125H132V124H131ZM131 125H130V126H131ZM152 125H153V124H152ZM155 125H156V124H155ZM162 125H163V124H162ZM218 125H219V124H218ZM230 125H231V124H230ZM68 126H69V125H68ZM75 126H76V125H75ZM126 126H127V125H126ZM170 126H171V125H170ZM170 126H167V127H170ZM176 126H177V125H176ZM197 126H198V125H197ZM200 126H204V125H201V124H200ZM200 126H199V127H200ZM209 126H210V125H209ZM222 126H223V125H222ZM238 126H239V125H238ZM49 127H50V126H49ZM62 127H63V126H62ZM66 127H67V126H65V128H66ZM109 127H110V126H109ZM114 127H115V126H114ZM114 127H113V129H116L117 127H120V126H119V125H118V126L116 125V128H114ZM158 127H159V126H158ZM199 127H198V128H199ZM206 127H207V126H206ZM214 127H215V126H214ZM229 127H230V126H229ZM242 127H243V126H242ZM242 127H241V129H242ZM247 127H249V126H247ZM251 127H252V126H251ZM262 127H264V126H262ZM46 128H47V127H46ZM127 128H128V126H127ZM172 128H173V126H172ZM172 128H171V129H172ZM177 128H178V127H177ZM179 128H181V125H180ZM201 128H202V127H201ZM207 128H208V127H207ZM207 128H205V129H207ZM217 128H218V127H217ZM234 128L236 129V127H234ZM234 128H233V130H234ZM256 128H257V126H256L254 129H256ZM258 128H259V126H258ZM260 128H261V127H260ZM55 129H56V128H55ZM120 129H121V128H120ZM133 129H134V127H133ZM140 129H141V128H140ZM171 129L169 128L168 130H171ZM173 129H174V128H173ZM195 129H197L196 126H195ZM221 129H223V128H221ZM239 129H240V127H239ZM246 129H247V128H246ZM246 129H245V130H246ZM68 130H69V129H68ZM105 130H106V129H105ZM131 130H132V127H131ZM141 130H142V129H141ZM161 130L163 131V129H161ZM165 130H166V129H165ZM192 130L195 131L196 133H198V136H196V133H195V132L190 133V135H189V132H190V131L192 132ZM242 130H243V129H242ZM249 130H250V128H249ZM61 131H62V130H61ZM111 131H112V130H111ZM111 131H110V132H111ZM115 131H117V130H115ZM126 131H127V130H126ZM175 131H176V130H175ZM235 131H236V130H235ZM240 131H241V130H240ZM247 131H248V129H247ZM73 132H74V131H73ZM105 132H107V131H105ZM118 132H119V131H118ZM139 132H141V131H138V133H139ZM164 132L166 133V131H164ZM221 132H223V130H222ZM221 132H220V133H221ZM115 133H116V132H115ZM133 133H134V132H133ZM141 133H142V132H141ZM212 133H213V132H212ZM214 133H216V132H214ZM217 133H218V131H217ZM217 133H216V134H217ZM226 133H227V132H226ZM229 133H230V131H229ZM232 133H233V131H232ZM235 133L238 134V132H235ZM245 133H246L245 131H244V134H243V132H242L243 136H245V137L248 136L247 134L250 135V133H247V134H245ZM254 133H255V132H254ZM48 134H49V133H48ZM64 134H65V133H64ZM104 134H106V133H104ZM139 134H140V133H139ZM172 134H173V133H172ZM175 134H174V135H175ZM203 134H201V135H203ZM208 134H209V133H208ZM218 134H219V133H218ZM222 134H224V133H222ZM233 134H234V133H233ZM240 134H241V133H240ZM240 134H238L237 136H239ZM58 135H59V134H58ZM66 135H67V134H66ZM166 135H167V133H166ZM182 135H183V138H182ZM194 135H193V136H194ZM201 135H200V136H201ZM211 135H214V134H211V133H210V136H211ZM220 135H221V134H220ZM229 135H230V134H229ZM256 135H257V134H256ZM55 136H56V135H55ZM110 136H111V135H110ZM122 136H123V135H122ZM188 136H186V137L188 138ZM227 136H228V134H227ZM227 136H225V138H228V137H229V136H228V137H227ZM237 136H236V137H237ZM243 136H240L239 139H241V137L243 138ZM103 137H104V136H103ZM124 137H125V136H124ZM124 137H123V138H124ZM137 137H138V136H137ZM172 137H174V136L171 135V138H172ZM211 137H212V136H211ZM217 137H218V136H217ZM233 137H234V136H233ZM245 137H244V138H245ZM53 138H54V136H53ZM147 138H148V137H147ZM181 138H182V139H181ZM193 138L191 139V137H190L189 139H191L192 142H194V141H193ZM202 138H203V137H201V139H202ZM230 138H231V136H230ZM244 138H243V139H244ZM248 138L251 139L250 136H249ZM77 139H78V138H77ZM108 139H110V137H109ZM111 139H112V141L114 140L113 138H111ZM126 139H127V137H126ZM185 139H186V138H185ZM189 139H187V140H189ZM208 139H209V138H208ZM208 139H207V140H208ZM211 139H212V138H211ZM234 139H236V138H234ZM234 139H233V140H234ZM239 139H237V141H238ZM249 139H247V141H248ZM67 140H68V139H67ZM101 140H102V139H101V137H100V138L97 140V144H100L99 142H100ZM123 140H125V138H124ZM168 140H169V138H168ZM197 140H198V141H197ZM197 140H196V142H199V145L197 146L196 142H194V144H196V145H194V147H195V149H197V148H196V146H197L198 149H201V148H199V146L201 147V145H202L203 142H200L199 138H198ZM203 140H204V138H203ZM207 140H206V142H208ZM221 140H222V139H221ZM233 140H231V141H232V144H233V143H237L236 141H233ZM183 141H184V143L186 142L185 140H183ZM201 141H202V140H201ZM209 141H210V139H209ZM211 141H212V140H211ZM211 141H210V142H211ZM213 141H214V139H213ZM239 141H240V140H239ZM245 141H246V140H245ZM260 141H261V140H260ZM67 142H68V141H67ZM105 142H106V141H105ZM189 142H191V141H189ZM189 142H188V143H189ZM192 142H191V146H192V144H193ZM220 142H221V141H220ZM220 142H219V144H220ZM223 142H224V140H223ZM223 142H222V143H223ZM226 142H227V141H226ZM226 142H225V144H226ZM251 142H252V141H251ZM251 142H249V143H251ZM77 143H78V142H77ZM114 143H115V142H114ZM123 143H124V142H123ZM167 143H168V141H167ZM188 143H187V144H188ZM200 143H201V145H200ZM204 143H205V142H204ZM204 143H203V145H204ZM212 143H213V142H212ZM214 143H215V142H214ZM217 143H218V142H217ZM217 143H215V144H217ZM229 143H230V141L228 142V144H229ZM241 143H243V142L241 141ZM241 143H240V144H241ZM252 143H253V142H252ZM52 144H53V143H52ZM108 144H109V141H108ZM169 144H170V143H169ZM182 144H183V143H182ZM187 144H185L186 147H188ZM206 144H207V143H206ZM209 144H210V143H209ZM243 144H244V143H243ZM77 145H78V144H77ZM93 145H94V144H93ZM101 145H102V143H101ZM106 145H107V144H106ZM112 145H113V144H112ZM112 145H111V146H112ZM120 145H121V144H120ZM175 145H177V146H175ZM185 145H184V146H185ZM213 145H214V144H213ZM213 145H211V146H213ZM221 145L223 146L224 144H221ZM233 145H234V144H233ZM233 145H232V146H233ZM75 146H76V145H75ZM208 146L210 147V145H208ZM216 146H217V145H216ZM225 146H226V145H225ZM227 146H228V145H227ZM229 146H231V145H229ZM232 146H231V147H232ZM236 146L239 147L240 145H238V143H237ZM50 147H51V146H50ZM100 147H101V146H100ZM100 147L98 148L99 150H101ZM102 147L105 149V147H107V146H105V147L102 146ZM166 147H167V146H166ZM166 147H165V148H166ZM168 147H169V145H168ZM168 147H167V148H168ZM182 147H183V145H182ZM182 147H181V148H182ZM189 147H190V143H189ZM203 147H204V146H202V148H203ZM206 147H207V146H205L204 148H206ZM209 147H208V150H209ZM234 147H235V146H234ZM234 147H233V148H234ZM241 147H242V146H241ZM241 147H240V148H241ZM245 147H246V145L244 146V149H245ZM248 147H249V145H248ZM254 147H256V146L254 145ZM40 148H41V147H40ZM42 148H43V147H42ZM90 148H92V147H90ZM218 148H219V147H218ZM218 148H217V149H218ZM236 148H237V147H235L234 149H232V150H233V153H234V150H236ZM45 149H46V148H45ZM50 149H52V148H50ZM60 149H61V148H60ZM94 149H95V148H94ZM107 149H108V148H107ZM111 149H112V147H110V151H111ZM163 149H164V147H163ZM171 149H172V148L170 147V150H169V151H171ZM179 149H180V148H179ZM195 149H194V150H195ZM210 149H212V148H210ZM213 149H216V148H213ZM224 149H225V148H224ZM227 149H228V148H227ZM227 149H225L226 152H227ZM238 149H239V148H238ZM250 149H251V146H250ZM253 149H254V148H253ZM43 150H44V149H43ZM75 150H76V147H75ZM99 150H98V154H99L103 149H102L101 151H99ZM122 150H123V149H122ZM160 150H161V149H160ZM160 150H159V151H160ZM173 150H174V149H172V151H173ZM176 150L178 151V149H176ZM181 150H183V149H181ZM194 150H191V149H190V151H193V153H197V152L199 151L197 154L200 153V155H201V152H203V150H201V152H200V150H198V151L196 150L197 152H196V151L194 152ZM208 150H207V152H208ZM229 150H230V151H229ZM229 150H228L229 153H231V149H229ZM241 150H242V152H243V148H242ZM246 150H248V149L246 148ZM251 150H252V149H251ZM255 150H257V148H256ZM48 151H49V150H48ZM107 151H109V150H107ZM127 151H128V150H127ZM149 151H150V150H149ZM177 151H176V152H177ZM210 151H211V150H210ZM210 151H209V152H210ZM215 151H216V150H215ZM219 151H220V150H219ZM238 151H240V150H238ZM248 151H249V150H248ZM252 151H253V150H252ZM38 152H39V151H38ZM56 152H57V151H56ZM75 152H76V151H75ZM77 152H78V149H77ZM104 152H106V151H104ZM114 152H116V151H114ZM155 152H156V150H155ZM155 152H154V153H151V152H150L151 154H148V155H150L149 158H148V159L146 158L147 160H149V161H147V162H150V164L147 163L148 166L151 167V168L153 169V171L156 170L157 166H158V167L160 166V163H161L162 165H165V164L168 165V164L170 163V161H171L170 164L173 166L174 163H172V160H170V159L173 158V157L176 159L177 156L175 157L174 155H172L173 157H171V156H170V158H169V157H166L167 155L172 154V152H170V153L167 154V155L165 154L166 156H163V157H166V158H164V159H160V160L162 161V162H160V163H159V162H156V160H157V158L159 157L160 153H159V155H158V154L155 153ZM162 152H163V154H164V153H168L167 149H164ZM178 152L180 153V151H178ZM184 152H185V153L181 152V156H182V157H183L184 154H186L187 151H184ZM207 152H206V153H207ZM209 152H208V153H209ZM211 152H212V151H211ZM213 152H214V151H213ZM244 152H245V151H244ZM255 152H256V151H255ZM44 153H45V152H44ZM50 153H52V152H50ZM73 153H74V151H73ZM112 153H113V150H112ZM123 153H124V152H123ZM126 153H127V152H126ZM182 153H183V154H182ZM224 153H225V152H224ZM238 153H239V152H238ZM253 153H254V151H253ZM45 154H46V153H45ZM58 154H59V153H58ZM90 154H91V153H90ZM98 154H97V155H98ZM104 154H105V153H104ZM110 154H111V152H110ZM114 154H115V153H114ZM173 154H176V153H174V151H173ZM177 154H178V153H177ZM187 154H188V153H187ZM187 154L184 155V156H186V158H187ZM209 154H210V153H209ZM212 154H214V153H212ZM215 154H217V153H215ZM215 154H214V155H215ZM218 154H219V153H218ZM218 154H217V157L222 158V155H221V156H220V155L218 156ZM225 154H226V153H225ZM225 154H223V157L225 156ZM239 154L241 155L242 153L240 152ZM239 154H238V156H239ZM245 154H246V156L244 155L245 158H243L244 156L242 155L243 157H242V156H241V157H242L243 159H242V158H239V159H241L240 161L238 160L236 164H232V166H233L232 168H233V170H234L233 172L236 171V173H237V175H238V177H239L240 179L246 177L247 171H245L244 168H245V166L247 165V163L249 164V162H252L251 158L253 157V155H252V157H251L250 151H249L248 153H245ZM254 154H255V153H254ZM53 155H54V154H53ZM124 155H127V156H128V154H125V153H124ZM178 155H180V154H178ZM193 155H195V154H192V156H193ZM202 155H204V154H202ZM227 155H228V154H227ZM227 155H226V156H227ZM235 155H236V158H237V157H238V156H237V153H236ZM89 156H91V155H89ZM101 156H102V155H100V158L102 159ZM145 156H147V155H145ZM145 156H144V157H145ZM190 156H191V154H190ZM192 156H191V158H193L194 160H196V159L194 158V156H193V157H192ZM196 156H197V155H196ZM215 156H216V155H215ZM231 156H232V153H231ZM233 156H234V155H233ZM233 156H232V157H233ZM49 157H50V156H49ZM74 157H76V156L74 155ZM144 157H143V158H144ZM161 157H162V155H161ZM182 157H181V158L178 157V158L180 159V162H179V161L177 162L175 159H173V160H175L176 163H181V159H182ZM197 157H198V156H197ZM207 157H208V156H207ZM211 157H213V156H211ZM211 157H210V159L212 160ZM217 157H216V158H217ZM228 157H229V156H228ZM232 157H231V158H232ZM124 158H125V157H124ZM124 158H123V159H124ZM191 158H190V159H191ZM205 158H206V157H205ZM208 158H209V157H208ZM216 158H215V159H216ZM231 158H230V159H231ZM234 158H235V156L233 157V159H234ZM256 158H257V156H256ZM52 159H53V158H52ZM52 159H51V160H52ZM73 159H74V158H73ZM96 159H97V158H96ZM101 159H100V160H101ZM129 159H130V158H129ZM141 159H142V158H141ZM193 159H192V160H193ZM198 159H199V158H197V162H198V164H200ZM202 159H203V158H202ZM210 159H207V158H206V160H208V162L210 161ZM213 159H214V158H213ZM215 159H214V160H215ZM224 159H225V158H224ZM227 159H228V158H227ZM227 159H226V160H227ZM230 159H228V160H230ZM254 159H255V158H254ZM42 160H43V159H42ZM100 160H97V161H98V162H97V165L99 164ZM125 160H127V159L125 158ZM158 160H159V159H158ZM183 160H184V162H186L185 159H183ZM194 160H193L192 162H195V163H196V161H194ZM200 160H201V158H200ZM203 160H205V159H203ZM214 160L211 161V162L213 163ZM221 160H222V159H221ZM221 160H218V162H220V163H218V168H219V165L222 164V161H221ZM250 160H251V161H250ZM95 161H96V160H95ZM142 161H143V160H142ZM187 161H188V159H187ZM223 161H224V160H223ZM255 161H257V160H255ZM50 162H51V161H50ZM50 162H48V163H50ZM89 162H90V158H89ZM188 162H190V161H188ZM192 162H190V164H191ZM200 162H202V161H200ZM204 162H205V161H203V163H204ZM226 162H228V161H226ZM102 163H103V165H107V164H109V165H111V167H112L113 165H116V164H121V165L125 166V170H124V167H122L123 170H124V172H123V179H124V181H122L121 184H119V185H121V186L125 184V182H126L127 179H130V178L134 175V171H133L131 168H129L128 166H126V163L124 162V160H122L120 157H118V155H109V154H105V155H104V160H103ZM104 163H105V164H104ZM128 163H129V161H128ZM142 163L144 164V162H142ZM216 163H217V160H216ZM228 163H229V162H228ZM234 163H235V162H234ZM257 163L261 164V161H259V162H257ZM45 164L48 165L47 163H45ZM145 164H146V162H145ZM170 164H169V165H170ZM186 164H187V163H186ZM204 164H205V163H204ZM204 164H202V165H204ZM207 164H208V163H207ZM223 164H224V162H223ZM225 164H226V163H225ZM225 164H224V165H225ZM250 164H251V163H250ZM250 164H249V165H250ZM253 164H255L254 161H253ZM46 165H45V166H46ZM70 165H71V164H70ZM73 165H74V164H73ZM97 165H96V166H97ZM101 165H102V164H101ZM101 165L99 164L100 167H101ZM137 165H138V163H137ZM162 165H161V166H162ZM169 165H168L167 167H169ZM171 165H170V166H171ZM178 165H179V164H178ZM178 165H177V166H178ZM181 165L183 166V164H181ZM184 165H185V164H184ZM209 165H210V163H209ZM227 165H228V164H227ZM249 165H248V167H249ZM257 165H258V164H257ZM48 166H49V165H48ZM96 166H95V163H93V165H92V170H93V171H94V169L96 170V168H97ZM175 166H176V164H175ZM191 166H192V165H191ZM195 166L197 167V165H195ZM200 166H201V165H200ZM204 166H205V165H204ZM220 166H221V165H220ZM251 166H253V165H251ZM51 167H52V166H51ZM71 167H72V166H71ZM104 167H105V166H104ZM130 167H131V166H130ZM132 167H133V166H132ZM167 167H166V170H169L170 168L167 169ZM173 167H174V166H173ZM179 167H181V166H179ZM179 167H178V168H179ZM183 167H184V166H183ZM183 167H182V168H183ZM186 167H187V166H186ZM202 167H203V166H201V168H202ZM206 167H209V166L207 165ZM206 167H205V168H206ZM257 167H258V166H257ZM260 167L262 168V166H260ZM43 168H45V167H43ZM46 168H47V167H46ZM105 168H108V165H107V167H105ZM160 168H161V167H160ZM176 168H177V167H176ZM182 168H181V170H182ZM197 168H199V167H197ZM211 168L213 169V167H211ZM223 168H224V167H223ZM225 168H226V167H225ZM228 168H229V166H228ZM228 168H227V169H228ZM232 168H230V169L232 170ZM249 168H250V167H249ZM251 168H252V167H251ZM253 168H254V166H253ZM100 169H101L102 171L104 170V168H103V169L100 168ZM109 169H110V168H109ZM143 169H144V168H143ZM152 169H151V170H152ZM163 169H164V167H163ZM174 169H175V168H173V170H172L173 172H171V173H174ZM184 169L186 170V168H184ZM187 169L189 170V168H187ZM193 169H195V167H194ZM193 169H192V170H193ZM221 169H222V168H221ZM227 169H226V171H227ZM247 169H248V168L246 167V170H247ZM39 170H40V169H39ZM41 170H42V169H41ZM97 170L99 171V168H98ZM105 170H106V169H105ZM137 170H138V169H137ZM151 170L148 169V168H146V171H145L146 176H147L148 173L152 172ZM164 170H165V169H164ZM164 170H163V171H164ZM176 170H177V169H176ZM181 170H179V172H180ZM200 170H201V169H200ZM214 170H215V169H214ZM214 170H213V171H214ZM219 170H220V169H219ZM224 170H225V169H224ZM228 170H229V169H228ZM249 170H250V169H249ZM259 170H260V169H259ZM93 171H92V174H91L92 176H93ZM102 171H100V172H102ZM160 171H161V170H160ZM160 171H158L159 174H160ZM163 171H162V173H163ZM170 171H171V169H170ZM170 171H168V173H169ZM182 171H183L182 173H184V170H182ZM190 171H191V169H190ZM196 171H197V170H196ZM198 171H199V169H198ZM201 171H202V170H201ZM209 171H210V170H209ZM216 171H217V170H216ZM226 171H225V172H221V170H220L221 173H218V174L215 175V176L213 175V176H214V177H212L213 179H211V178H210L211 180L209 179V180L211 181V182H210L211 184L209 183L211 186H208V182H207V184L205 183V184L208 186V188L206 187V189H205V193H206L207 190H208V192L210 191L209 193L211 194V196H212L214 199H220V198H222L221 200H224L225 194H227V191L230 190L229 188L232 186V184H231L230 182H229V183L231 184V186H230V184H227L228 180H229V181H231V180L228 179V178H229V177H228V174H229V173L226 174V173H227ZM89 172H90V171H89ZM103 172H104V171H103ZM103 172H102V173H103ZM166 172H167V171H166ZM166 172H165V173H166ZM176 172H177V171H176ZM179 172H178V173H179ZM188 172H189V171H186L187 174H188ZM202 172H203V171H202ZM202 172H201L200 174H198V175H201V174L204 173V172H203V173H202ZM214 172H215V171H214ZM228 172H229V171H228ZM230 172H231V171H230ZM233 172H232V173H233ZM253 172H254V171H253ZM257 172H258V171H257ZM263 172H264V170H263ZM47 173H48V172H47ZM98 173H99V172H98ZM107 173H108V172H107ZM138 173H139V171H138ZM171 173H169V174H171ZM180 173H181V172H180ZM186 173H185V175L183 174L184 176H186L185 178H187ZM192 173H193V171H192ZM195 173H196V172H195ZM195 173H193L192 175H194ZM198 173H199V172H198ZM210 173H211V172H210ZM232 173H230V174L232 175ZM250 173H251V172H250ZM258 173H259V172H258ZM84 174H85V173H84ZM114 174H115V173H114ZM150 174H151V173H150ZM159 174H158V175H159ZM166 174H167V173H166ZM189 174H190V172H189ZM189 174H188V175H189ZM214 174H216V172H215ZM233 174H234V173H233ZM252 174H253V173H252ZM97 175H98V174H97ZM97 175H96V176H97ZM99 175H100V174H99ZM158 175H157V177H158ZM171 175H172V174H171ZM196 175H197V173H196ZM196 175H195V176H196ZM198 175L196 176V178L198 177ZM207 175H208V174H207ZM210 175H211V174H209V177H210ZM254 175H255V174H254ZM254 175H253V176H254ZM39 176H40V175H39ZM168 176H169V175H168ZM168 176H167V177H168ZM180 176H181V175H180ZM203 176H204V175H203ZM229 176H230V175H229ZM247 176H249V173L247 174ZM259 176H260V175H259ZM261 176H262V175H261ZM261 176H260V177H261ZM97 177H98V176H97ZM99 177H102V176H99ZM153 177H154V175H153ZM191 177H193V176H191ZM191 177L188 176V178L191 179V181H193ZM206 177H207V176H206ZM230 177H233V178L236 177V178H234L233 180H236V179L238 180L237 176H235V175H234V176H230ZM254 177H255V176H254ZM90 178H91V176H90ZM103 178H104V177H103ZM103 178H102V179H103ZM105 178H106V177H105ZM105 178H104V179H105ZM146 178H147V177H146ZM182 178H183V176H182ZM194 178H195V177H194ZM250 178H251V177H250ZM250 178H249V180H250ZM39 179H40V178H39ZM117 179H118V178H117ZM150 179H151V178H150ZM150 179H149V180H150ZM180 179H181V177H180ZM189 179H188V180H189ZM198 179L200 180V179H202V178L199 177ZM198 179H197V180H198ZM203 179H204V178H203ZM206 179H207V178H206ZM231 179H232V178H231ZM244 179H245V178H244ZM244 179H243V180H244ZM246 179H247V178H246ZM251 179H253V177H252ZM256 179H257V177H256ZM258 179H259V178H258ZM261 179H262V178H261ZM31 180H32V179H31ZM87 180H88V179H87ZM93 180H94V179H93ZM95 180H96V179H95ZM95 180H94V181H95ZM99 180H100V179H99ZM99 180H98V181H99ZM106 180H107V179H106ZM134 180H135V178H134ZM157 180H158V179H157ZM178 180H179V177H178ZM181 180L186 181L187 179L185 180V179L183 178V179H181ZM209 180H208V181H209ZM233 180H232V181H233ZM237 180H236V181H237ZM50 181H51V180H50ZM150 181H151V180H150ZM175 181H176V180H175ZM184 181H183V182H184ZM191 181H187V182H191ZM195 181H196V180H195ZM236 181H235V183L238 182V181H237V182H236ZM241 181H242V180H241ZM244 181H245V180H244ZM36 182H37V181H36ZM92 182H93V181H92ZM103 182H104V181H103ZM103 182H102V183H103ZM158 182H159V180H158ZM187 182H185V183H187ZM239 182H240V181H239ZM248 182H249V181H248ZM252 182H253V181H251V183H252ZM259 182H260V181H259ZM50 183H52V182H50ZM53 183H54V182H53ZM95 183H96V182H95ZM95 183H94V184H95ZM174 183H177V181L174 182ZM185 183H183V184H185ZM192 183H193V182H192ZM192 183H191V184L189 183V184H190V185H194V184H192ZM196 183H199V185H200L201 182H196ZM232 183H233V182H232ZM235 183H233V184H235ZM242 183H243V182H242ZM249 183H250V182H249ZM254 183H255V182H254ZM146 184H147V183H146ZM150 184H152V182H151ZM150 184H149V187H151V188L153 189V187L150 186ZM155 184H156V183H154V185H155ZM187 184H188V183H187ZM187 184H185V185H187ZM255 184H257V183H255ZM37 185H38V184H37ZM51 185H52V184H51ZM53 185H54V184H53ZM90 185L93 186L92 184H90ZM95 185H96V184H95ZM102 185H103V184H102ZM106 185H107V184H106ZM127 185H128V184H127ZM162 185H164V184H162ZM175 185H177L176 187H178V185H181V184L178 183V184H175ZM201 185H203V184H201ZM235 185L237 186L238 184H235ZM235 185H233V186H235ZM240 185H241V183L239 184L238 187H240ZM242 185H243V184H242ZM247 185H248V184H247ZM251 185H252V184H251ZM99 186H101V185H99ZM113 186H114V185H113ZM113 186H112V188H113ZM155 186H156V185H155ZM157 186H158V185H157ZM166 186H169V185H166ZM171 186H172V185H171ZM173 186H174V185H173ZM173 186H172V187H173ZM183 186H184V185H183ZM233 186H232V187H233ZM236 186H235V188H237ZM248 186H250V185H248ZM35 187H37V186H35ZM109 187H110V184H109ZM123 187H124V186H123ZM129 187H130V185H129ZM129 187H128V188H129ZM188 187H189V185H188ZM188 187H187V188H188ZM192 187H193V186H192ZM192 187H191V188H192ZM198 187H200V186H198ZM203 187H204V185L201 187V189H202ZM258 187H259V186H258ZM261 187H262V186H261ZM261 187H260V188H261ZM90 188H91V187H90ZM90 188H89V189H90ZM95 188H96V187H95ZM98 188L100 189L101 187H98ZM103 188H104V187H103ZM118 188H119V187H118ZM158 188H159V187H158ZM164 188H166V187L164 186ZM167 188H169V187H167ZM181 188H182V187H181ZM181 188H179V189H181ZM184 188H185V187H184ZM191 188H190L189 190H188V189H187V190L190 191ZM196 188H197V184H196ZM243 188H244V187H243ZM243 188L240 187V189H243ZM253 188H254V187H253ZM91 189H92V188H91ZM93 189H94V186H93ZM96 189H97V188H96ZM96 189H95V192H97ZM106 189H107V188H106ZM110 189H111V188H110ZM119 189H121V188H119ZM119 189H118V190H119ZM133 189H134V188H133ZM170 189H171V188H170ZM172 189H173V188H172ZM198 189H199V188H198ZM201 189H199V191H201V192H198L199 196L196 198V201L199 203V207L203 208L202 206H204V208H205L206 211H207V208H206V207L209 205V203L207 204L208 201L205 199V200H206V202H205V200L203 199V197H205V196L203 195V193H204L203 191H204V190H201ZM246 189H247V188H246ZM256 189H257V188H256ZM129 190H130V189H129ZM145 190H146V189H145ZM158 190H159V189H158ZM173 190L175 191V189H173ZM182 190H186V189H183V188H182ZM182 190H181V191H182ZM195 190H196V189H195ZM195 190H194V191H195ZM248 190H249V188H248ZM251 190H252V189H251ZM251 190H250V192H251ZM254 190H255V189H254ZM98 191L100 192V190H98ZM106 191H107V190H106ZM109 191H110V190H109ZM124 191H125V190H124ZM139 191H140V190H139ZM142 191H143V189H142ZM152 191H153V190H151V192H152ZM171 191H172V190H171ZM177 191H178V190H177ZM181 191H179V192H180L179 194L183 193V195H185L184 192H181ZM231 191H233V189H232ZM235 191H236V189L234 190V192H235ZM237 191H238V190H237ZM241 191H245V188H244V190H241ZM241 191L239 190V192H241ZM259 191L261 192V189L258 190V193H259ZM263 191H264V190H262V193H263ZM117 192H119V191H117ZM120 192H121V190H120ZM131 192H132V191H131ZM131 192H130V193H131ZM156 192H157V190H155V193H156ZM160 192H161V191H160ZM162 192H163V191H162ZM185 192H186V191H185ZM192 192H193V191H192ZM195 192H196V191H195ZM234 192H233V193H234ZM253 192H254V191H253ZM256 192H257V191H256ZM92 193H94V191H93ZM158 193H159V192H158ZM158 193H157V194H158ZM172 193H173V191H172ZM177 193H178V192H177ZM205 193H204V194H205ZM209 193H208V194H209ZM229 193H230V192L228 191V194H229ZM245 193H247V192L245 191ZM40 194H41V193H40ZM98 194H99V193H98ZM122 194H123V193H122ZM131 194H132V193H131ZM169 194H170V192H169ZM174 194H176V193H174ZM188 194L191 195V192H189ZM192 194L194 195V192H193ZM222 194L224 195V197H220ZM228 194H227V197H226V198H230V197L232 196V195H231V196L229 195L230 197H228ZM238 194H240V193H238ZM238 194H235V195H238ZM247 194H248V193H247ZM247 194H246V195H247ZM254 194H255V193H254ZM263 194H264V193H263ZM263 194H262V196H261L262 199L264 198ZM43 195H44V194H43ZM163 195H164V194H163ZM167 195H168V194H167ZM167 195H166V197H165L166 199H168V197H169V195H168V197H167ZM183 195L181 194V196H183ZM205 195H206V194H205ZM233 195H234V194H233ZM241 195H242V194H240V197H241ZM258 195H261V194H258ZM115 196H116V194H115ZM115 196H113V197H115ZM117 196H118V195H117ZM160 196H162V195H160ZM188 196H189V195H188ZM191 196H192V195H191ZM211 196H210V197H211ZM244 196H245V194H244ZM244 196H242L243 199H244ZM248 196H249V195H248ZM255 196H256V195H255ZM127 197H128V196H127ZM183 197H186V196H183ZM189 197H190V196H189ZM193 197H194V196H193ZM232 197H235V196H232ZM236 197H237V196H236ZM238 197H239V196H238ZM240 197H239L238 199L241 200ZM251 197H252V195L250 194V203H251V202H254V201L251 199ZM256 197H257V196H256ZM163 198H164V197H163ZM173 198H175V197H173ZM178 198H180V197L178 196ZM186 198H188V197H186ZM205 198H207V197H205ZM226 198H225V199H226ZM247 198H248V197H247ZM258 198H259V197H257V199H258ZM126 199H127V198H126ZM128 199H130V196H129ZM128 199H127V200H128ZM166 199H165V200H166ZM188 199H189V198H188ZM232 199L236 201V198H235V199H234V198H230V200H232ZM248 199H249V198H248ZM259 199H260V198H259ZM259 199H258V200H259ZM130 200H131V199H130ZM130 200H128V201H130ZM161 200H162V199H161ZM193 200H194V199H193ZM211 200H212V199H211ZM226 200H228V199H226ZM230 200H229V201H230ZM233 200H232V201H233ZM254 200H256V198H254ZM263 200H264V199H263ZM89 201H90V200H89ZM89 201H88V202H89ZM122 201H123V200H122ZM168 201H169V200H168ZM168 201H167V202H168ZM178 201H180V200H178ZM219 201H220V200H218V203H216V205H217V204L219 205ZM232 201L230 202V204L232 203ZM243 201H245V200H243ZM243 201H242V202H243ZM256 201H257V200H256ZM117 202H118V201H117ZM120 202H121V201H120ZM123 202H124V201H123ZM123 202H121V203H123ZM171 202H174V201H171ZM171 202H168V203L170 204ZM194 202H195V201H194ZM209 202H210V201H209ZM222 202H224V201H222ZM222 202H221V203H222ZM227 202H228V201H227ZM227 202H226V203H227ZM261 202H262V200H261ZM126 203H128V202H126ZM126 203H125V204H126ZM130 203H131V202H130ZM130 203H129V206H130ZM176 203H177V202H176ZM195 203H196V202H195ZM198 203H197V205H198ZM214 203H215V202H214ZM214 203H213V205H214ZM233 203H234V202H233ZM57 204H58V203H57ZM57 204H56V205H57ZM85 204H86V203L83 204V208H85ZM117 204H118V203H117ZM125 204L123 203V205H125ZM169 204H166V205H168L167 207L170 209V208H172V207H170V206H172L173 203H172L171 205H169ZM182 204H183V203H182ZM204 204H205V205H204ZM244 204H245V203H244ZM256 204H257V202H256ZM123 205H122V206H123ZM166 205H165V206H166ZM173 205H174V204H173ZM206 205H207V206H206ZM211 205H212V204H211ZM216 205H214V206H216ZM223 205H224V203H223ZM225 205H227V204H225ZM239 205H240V204H239ZM247 205H248V204H247ZM253 205H255V203H254ZM257 205H258V204H257ZM257 205H255V206H257ZM129 206L127 205L126 207H129ZM158 206H159V205H158ZM160 206H161V205H160ZM220 206L222 207V204H221ZM220 206L218 207V208H219L218 210L223 209V208L220 209ZM229 206H230V205L228 204V207H229ZM234 206H235V204H234ZM241 206H242V205H241ZM250 206H252V205H250ZM250 206H249V207H250ZM258 206H259L260 208L262 207V205H261V206L258 205ZM92 207H93V206H92ZM223 207H227V206H223ZM228 207H227V208H228ZM235 207H236V206H235ZM253 207H254V206H253ZM263 207H264V206H263ZM263 207H262V208H263ZM102 208H103V207H102ZM102 208H101V209H102ZM113 208H114V207H113ZM123 208H124V207H123ZM195 208H196V207H195ZM214 208H216V207H214ZM237 208H238V207H237ZM239 208H240V207H239ZM251 208H252V207H251ZM256 208H257V207H256ZM103 209H104V208H103ZM109 209H110V208H109ZM155 209H156V208H155ZM165 209H166V208H165ZM186 209H187V208H186ZM198 209H199V208H198ZM205 209H204V210H205ZM212 209H213V208H212ZM216 209H217V208H216ZM235 209H236V208H235ZM240 209H241V208H240ZM254 209H255V208H254ZM254 209H253V210H254ZM257 209H258V208H257ZM110 210H111V209H110ZM110 210H106L105 213H107V215H108V213L110 212ZM127 210H128V209H127ZM127 210H126L124 213L128 212ZM188 210H189V209H188ZM204 210L201 209V211H204ZM229 210H230V209H229ZM231 210H232V209H231ZM231 210H230V212H231ZM244 210H245V209H244ZM244 210L242 209V211H244ZM246 210H247V209H246ZM249 210H250V208H249ZM253 210H251V214H253V213H252ZM255 210H256V209H255ZM258 210H259V209H258ZM104 211H105V210H104ZM107 211H109V212H107ZM111 211H114V210L112 209ZM201 211H200V212H201ZM212 211H213V210H212ZM215 211H216V210H215ZM223 211H224V210H223ZM223 211H222V212H223ZM226 211H227V210H226ZM260 211H261V210H259V212H260ZM262 211L264 212V209H263ZM117 212H118V211H117ZM161 212H162V211H161ZM161 212L159 213L160 215H161ZM209 212H210V211H208V213H209ZM219 212H220V211H219ZM219 212H218V214H219ZM222 212H221V213H222ZM224 212H225V211H224ZM227 212H228V211H227ZM238 212H239V210L237 209V212H236V213H238ZM253 212H254V211H253ZM101 213H102V212H100L99 215H101ZM105 213H103L104 216H105ZM114 213H116V212H114ZM119 213H120V211H119ZM177 213H178V212H177ZM189 213H190V212H189ZM201 213H202V212H201ZM206 213H207V212H206ZM228 213H229V212H228ZM242 213H244V212H242ZM246 213H247V211H246ZM254 213H256V211H255ZM257 213H258V212H257ZM257 213H256V214H257ZM261 213H262V212H261ZM110 214H111V213H110ZM112 214H113V212H112ZM193 214H194V213H193ZM218 214H217V215H218ZM225 214H226V212H225ZM233 214H234V213H233ZM239 214H240V213H239ZM249 214H250V213H249ZM251 214H250V215H251ZM263 214H264V213H263ZM263 214H262V215H263ZM114 215H116V214H114ZM121 215H122V214H120V216H121ZM145 215H146V214H145ZM155 215H156V214H155ZM164 215H165V214H164ZM170 215H171V213H170ZM170 215H169L168 217H165V216H162V217H161V216H158V217H156V223H155V225H153V224H154V222H153V223H152V226H151V228H150V230H151V232H152V238H153V239H155V240L157 239L158 241H167V243H168L169 245H170L171 243H173V239H172V241H170V240H171V238L169 237L170 234L168 235L167 231H171V230H168V229H171V226H172L171 222H172V223H175L174 220L172 221V217H171ZM188 215H189V214H188ZM194 215H195V214H194ZM208 215H209V214H208ZM220 215H221V214H220ZM227 215H228V214H227ZM227 215H226V216H227ZM262 215H259V216H262ZM142 216H143V215H142ZM204 216H205V214H204ZM209 216H211V215H209ZM233 216H234V215H233ZM236 216H237V214H236ZM238 216H240V215H238ZM245 216H246V215H245ZM247 216H248V215H247ZM251 216H252V215H251ZM253 216H254V214H253ZM257 216H258V214H257ZM259 216H258V217H259ZM124 217H125V216H124ZM126 217H127V215H126ZM147 217H148V216H147ZM176 217H177V215H176ZM176 217H174V218L176 219ZM188 217H189V216H188ZM207 217H208V216H207ZM222 217L225 218L224 215H223ZM234 217H235V216H234ZM241 217H243V215H242ZM248 217H249V216H248ZM248 217H247V219H248ZM98 218H100V216H99ZM177 218H178V217H177ZM203 218H204V217H203ZM203 218H202V219H203ZM208 218H209V217H208ZM213 218H214V217H213ZM213 218H212V219H213ZM224 218H223V219H224ZM235 218H236V217H235ZM253 218H254V217H253ZM253 218H252V219H253ZM255 218H257V217H255ZM105 219H106V218H105ZM120 219H121V218H120ZM131 219H132V218H131ZM131 219H130V220H131ZM178 219H179V218H178ZM178 219H177V220H178ZM187 219H188V218H187ZM209 219H210V218H209ZM219 219H220V218H219ZM221 219H222V218H221ZM225 219H226V218H225ZM225 219H224V220H225ZM236 219H237V218H236ZM242 219H243V218H242ZM247 219L242 220V221H246ZM249 219H250V217H249ZM257 219H258V218H257ZM260 219H262V217H260ZM81 220H82L81 214L78 213V214L76 215V217H75V220H74L75 222H74V223L78 224L79 222H81ZM108 220H109V219H108ZM132 220H133V219H132ZM132 220H131V221H132ZM153 220H154V219H152V221H153ZM177 220H176V224L178 225L177 222H179V220H178V221H177ZM228 220H229V219H228ZM262 220H263V219H262ZM262 220H260V222H261ZM103 221H104V220H103ZM110 221H111V220H110ZM131 221H130V222H131ZM184 221H185V220H184ZM189 221H190V220H189ZM206 221H207V220H206ZM235 221H237V220H235ZM238 221H239V220H238ZM238 221H237V222H238ZM252 221H254V220H252ZM263 221H264V220H263ZM96 222H97V221H96ZM101 222H102V221H101ZM132 222H133V221H132ZM138 222H139V221H138ZM186 222H187V221H186ZM207 222H208V221H207ZM250 222H251V219H250ZM257 222H258V220H257ZM148 223H149V222H147V225H148ZM190 223H191V222H190ZM239 223H240V222H239ZM247 223H248V222H247ZM247 223H246V224H247ZM254 223H256V221H255ZM261 223H262V222H261ZM125 224H126V223H125ZM158 224L161 225V228H159V229H158ZM170 224H171V226H170ZM251 224H253V223H251ZM262 224H263V223H262ZM111 225H112V223H111ZM177 225H176V228L174 229L175 231H176V229H177ZM202 225H203V224H202ZM205 225H206V224H205ZM212 225H213V224H212ZM221 225H222V224H221ZM238 225H239V224H238ZM241 225H242V223H241ZM241 225H240V226H241ZM255 225H257V224H255ZM99 226H100V225H99ZM127 226H128V225H127ZM129 226H130V225H129ZM143 226H144V225H143ZM185 226H186V224H185ZM190 226H191V225H190ZM138 227H139V226H138ZM140 227H141V225H140ZM140 227H139V230H140ZM172 227H174V226H172ZM219 227H221V226H219ZM249 227H250V226H249ZM249 227H247V229H249ZM258 227H261V226L258 225ZM262 227H263V226H262ZM91 228H92V227H91ZM142 228H143V227H142ZM142 228H141V230H142ZM184 228H185V227H184ZM250 228H251V227H250ZM145 229H146L145 232L142 231L143 233H146L147 228H145ZM216 229H217V227H216ZM216 229H215V232H216ZM251 229L255 230L254 228H251ZM251 229H250V232H251V231L253 232V230H251ZM148 230H149V229H148ZM185 230H187V228H186ZM193 230H194V229H193ZM195 230H196V229H195ZM197 230H198V229H197ZM197 230H196V231H197ZM204 230H205V229H204ZM222 230H223V228H222ZM187 231H189V230H187ZM209 231H210V230H209ZM218 231H219V230H218ZM218 231H217V232H218ZM257 231H258V230H257ZM78 232H79V229H78V227H77V228H76V234H78ZM179 232H180V230H179ZM200 232H201V231H200ZM217 232H216V233H217ZM219 232H220V231H219ZM90 233H91V232H90ZM143 233H141V234L143 235ZM172 233H173V232H172ZM176 233H177V231H176ZM180 233H181V232H180ZM180 233H179V234H180ZM192 233H193V232H192ZM197 233H198V231H197ZM197 233H196V234H197ZM139 234H140V232H139ZM179 234L177 233V235H179ZM187 234H188V233H187ZM136 235H137V234H136ZM147 235H149V234H147ZM210 235H211V234H210ZM216 235H217V234H216ZM218 235H219V234H218ZM173 236H176V234L174 233ZM180 236H181V234H180ZM187 236H188V235H187ZM258 236H259V235H258ZM139 237H140V236H139ZM141 237H142V236H141ZM166 237H167V238H166ZM178 237H179V236H178ZM181 237H182V236H181ZM188 237H189V236H188ZM191 237H192V236L190 235V238H191ZM217 237H218V236H217ZM70 238H71V237H70ZM91 238H92V237H91ZM197 238H198V240L200 239L199 241H203V242H204L205 240H206V241L208 240L209 236H208V237H207V236L204 237V235L202 234V236H201V235H200V237L197 236ZM178 239H179V241H182V242L184 241V240H182L183 238L180 240V237H179ZM178 239H177V240H178ZM211 239H212V238H211ZM211 239H210V240H211ZM190 240H191V239H190ZM218 240H219V239H218ZM257 240H258V239H257ZM151 241H152V240H151ZM219 241H220V240H219ZM249 241H251V240H249ZM92 242H93V241H92ZM153 242H154V241H153ZM179 243H180V242H179ZM155 244H156V243H155ZM175 244H176V243H175ZM182 244L185 245L184 243H182ZM180 245H181V243H180ZM192 245H193V244H192ZM173 246H174V245H173ZM173 246H172V248H173ZM154 247H155V246H154ZM154 247H153V248H154ZM178 247H180V246L178 245ZM182 247H184V246H182ZM200 247H201V246H200ZM210 247H211V246L209 245V248H210ZM216 247H217V246H216ZM216 247H215V248H216ZM240 247H241V246H240ZM242 247H243V246H242ZM244 247H245V246H244ZM186 248H187V247H186ZM209 248H208V250H209ZM215 248H213V249H215ZM218 248H219V247H218ZM218 248H217V249H218ZM183 249H184V248H183ZM219 249H220V248H219ZM245 249H246V247H245ZM245 249H244V250H245ZM210 250H211V249H210ZM210 250H209V251H210ZM255 250H256V249H255ZM257 251H258V249H257ZM205 252H206V251H205ZM235 252H236V251H235ZM245 252H246V251H245ZM248 252H249V251H248ZM259 252H261V251L259 250ZM241 253H242V252H241ZM241 253H240V254H241ZM253 253H254V252H253ZM255 253H257V252H255ZM261 253H262V252H261ZM202 254H203V253H202ZM205 254H206V253H205ZM244 254H245V253H244ZM247 254H248V253H247ZM234 255H235V253H234ZM191 256H192V255H191ZM191 256H190V257H191ZM237 256H238V255H237ZM245 256H246V255H245ZM222 257H223V256H222ZM242 257H243V256H242ZM249 257H250V256H249ZM214 258H215V257H214ZM214 258H213L212 260H214ZM225 258H226V257H225ZM253 258H254V256H253ZM220 259H221V258H220ZM222 259H223V258H222ZM240 259H241V255H240ZM254 259H255V258H254ZM176 260H177V259H176ZM176 260H175V261H176ZM195 260H196V259H195ZM233 260H235V259H233ZM198 261H199V260H198ZM198 261H196V262L198 263ZM226 261H227V260H226ZM261 261H262V259H261ZM188 262H189V261H188ZM188 262H187V263H188ZM190 262H191V261H190ZM218 262H219V261H218ZM221 262H222V261H221ZM221 262H220V263H221ZM233 262H234V261H233ZM246 262H248V261H246ZM249 262H250V260H249ZM203 263H204V262H203ZM214 263H215V262H214ZM242 263H243V262H242ZM262 263H263V262H262ZM188 264H189V263H188ZM199 264H200V263H199ZM222 264H224V263H222ZM229 264H230V263H229ZM233 264H234V263H233ZM249 264H255V263H249ZM259 264H260V262H259Z\"/></svg>",
	"mask_w": 264,
	"mask_h": 264
}]
</instances>
